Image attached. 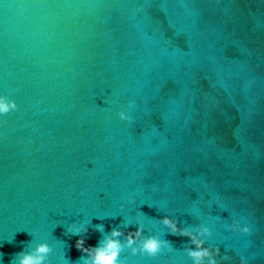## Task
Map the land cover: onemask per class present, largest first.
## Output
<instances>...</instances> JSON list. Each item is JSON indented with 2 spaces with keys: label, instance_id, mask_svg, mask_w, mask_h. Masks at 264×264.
I'll list each match as a JSON object with an SVG mask.
<instances>
[{
  "label": "water",
  "instance_id": "water-1",
  "mask_svg": "<svg viewBox=\"0 0 264 264\" xmlns=\"http://www.w3.org/2000/svg\"><path fill=\"white\" fill-rule=\"evenodd\" d=\"M0 93L18 105L0 116L3 264L29 233L49 264H80L70 225L90 220L94 246L92 225L137 210L173 250L125 248L126 264H192L162 218L209 223L226 264H264V0H0Z\"/></svg>",
  "mask_w": 264,
  "mask_h": 264
},
{
  "label": "clouds",
  "instance_id": "clouds-1",
  "mask_svg": "<svg viewBox=\"0 0 264 264\" xmlns=\"http://www.w3.org/2000/svg\"><path fill=\"white\" fill-rule=\"evenodd\" d=\"M134 104L135 101L129 99L126 106L119 108L116 115L120 120L132 119L129 109ZM17 107L15 99L5 93H0V116L16 110ZM148 206L151 207L152 204L148 203ZM209 207H211V202ZM119 208L123 210L125 204L121 203ZM137 212L136 219H125L123 227L113 226L107 232L104 230L103 224L92 225V229L101 234V238L94 246L87 244L85 236L82 235V233L88 232L87 225L91 223L90 220H83L80 224L70 225L66 231L72 235H77L78 238L75 240L74 247L83 253L78 258L80 264H126L127 258H121V252L125 248H129L133 255L139 253L153 261L171 252L173 249L168 240L161 239L157 235H145V223L140 218L144 217L145 214L138 210ZM191 213L197 219L202 216L199 210L193 209ZM96 218L99 219L100 217L97 216ZM156 222L167 233L188 238V242L194 247H188L185 251L192 264H226V262L231 261L232 257L227 250L222 253L219 243L214 241L213 229L209 223L202 221L194 226H181L175 219L168 218L158 219ZM133 224L135 227L129 229V226ZM226 228L244 236H250L253 232V225L250 222H244L234 213L231 214V222L226 225ZM29 234L32 236V240L25 249L15 255L11 264H49V256L53 252V243L48 239L41 238L33 244V235L32 233ZM62 259L63 264H70L69 259L65 256ZM249 262V256L243 254L238 256V264H249ZM0 264H3L2 259H0Z\"/></svg>",
  "mask_w": 264,
  "mask_h": 264
}]
</instances>
